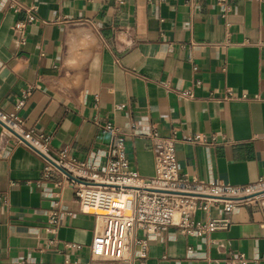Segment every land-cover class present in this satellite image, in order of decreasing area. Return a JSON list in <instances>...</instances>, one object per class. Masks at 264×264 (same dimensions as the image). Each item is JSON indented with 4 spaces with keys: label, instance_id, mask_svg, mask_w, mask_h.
Listing matches in <instances>:
<instances>
[{
    "label": "crops",
    "instance_id": "1",
    "mask_svg": "<svg viewBox=\"0 0 264 264\" xmlns=\"http://www.w3.org/2000/svg\"><path fill=\"white\" fill-rule=\"evenodd\" d=\"M20 2L35 8L23 28L25 12L0 0V108L17 114L20 131L101 163L110 134L100 126L111 122L142 177L154 174L152 131L175 137L188 178L244 185L264 177V0H233L226 13L214 0ZM195 80L193 96L181 95ZM193 135L201 139L184 138ZM45 167L0 124V264H89L95 216ZM222 216L228 227L204 237L136 229L124 260L95 264H227L236 253L264 264V194L229 214L212 207L194 218Z\"/></svg>",
    "mask_w": 264,
    "mask_h": 264
},
{
    "label": "built area",
    "instance_id": "2",
    "mask_svg": "<svg viewBox=\"0 0 264 264\" xmlns=\"http://www.w3.org/2000/svg\"><path fill=\"white\" fill-rule=\"evenodd\" d=\"M185 1L186 4L193 6L201 0ZM214 1L221 7L223 13H226L233 0ZM4 2L14 12H25L26 20L18 24L20 28L34 19V7H27L20 0H4ZM195 68L193 66V69ZM199 82V80L193 81L186 89L181 90L180 94L188 98L192 97L193 87ZM30 91V87L23 89L22 97L15 104L16 110L23 106ZM226 98H231L230 92H227ZM0 120L33 146L24 143L15 135L22 145L45 162V171L56 170L63 175L73 189L80 209L94 214L97 224L87 245L90 253L89 264L124 260L125 254L129 251V237L136 229L152 235L170 227H177L180 232L197 237H204L215 230L226 229L230 223V218L227 216L199 220L195 219L194 215L196 212L208 211L212 207L223 214H229L237 203L250 202L264 194V177L254 183L230 185L216 180L200 181L180 174L175 154V137L162 136L157 131H152L149 135L154 151V174L151 177H142L129 168L124 135L111 122L100 126L110 134V141L103 155L104 160L101 163H86L68 155L65 150L52 151L48 137L36 133L32 128L20 131L22 121L16 113L6 112L0 108ZM184 138L197 142L201 136ZM42 154L72 177L59 170ZM49 221L54 229L57 226L56 216L51 215ZM65 245L80 247L76 243ZM142 245L146 246L144 240ZM237 263H245L242 253L234 254L227 261V264Z\"/></svg>",
    "mask_w": 264,
    "mask_h": 264
},
{
    "label": "water",
    "instance_id": "3",
    "mask_svg": "<svg viewBox=\"0 0 264 264\" xmlns=\"http://www.w3.org/2000/svg\"><path fill=\"white\" fill-rule=\"evenodd\" d=\"M0 124L3 125L6 129H8L11 133H13L14 135H16L18 138H20L24 143L30 145L31 147H33L28 141H26L18 132H16L14 129H12L10 126H8L6 123H4L3 121L0 120ZM35 149V148H34ZM40 153V152H39ZM43 155V154H42ZM50 163H52L53 165H55L59 170H61L62 172L68 174L70 177H72L69 173H67L63 168L59 167L58 165H56V163L54 161H52L51 159H49L47 156L43 155Z\"/></svg>",
    "mask_w": 264,
    "mask_h": 264
}]
</instances>
